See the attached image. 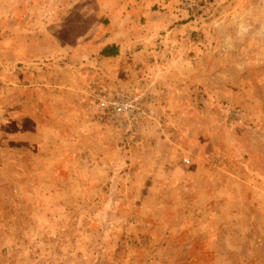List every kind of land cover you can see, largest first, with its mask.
I'll return each mask as SVG.
<instances>
[{"label": "rangeland", "instance_id": "374dc122", "mask_svg": "<svg viewBox=\"0 0 264 264\" xmlns=\"http://www.w3.org/2000/svg\"><path fill=\"white\" fill-rule=\"evenodd\" d=\"M0 264H264V0H0Z\"/></svg>", "mask_w": 264, "mask_h": 264}, {"label": "built area", "instance_id": "2783aa9c", "mask_svg": "<svg viewBox=\"0 0 264 264\" xmlns=\"http://www.w3.org/2000/svg\"><path fill=\"white\" fill-rule=\"evenodd\" d=\"M97 107L105 119L121 129L130 127V121H134V118L140 114L139 108L133 101L123 96L105 97L98 101Z\"/></svg>", "mask_w": 264, "mask_h": 264}, {"label": "crops", "instance_id": "0c3cea01", "mask_svg": "<svg viewBox=\"0 0 264 264\" xmlns=\"http://www.w3.org/2000/svg\"><path fill=\"white\" fill-rule=\"evenodd\" d=\"M111 18H113V17H111ZM110 22H111L110 27H109L110 31H107V32H109V34L104 33L103 35H100V36H99V34L96 35V38H97L96 43L97 44L93 47V52L98 54L100 52V50L102 48H104L105 46L114 45L118 49V56H116L114 58H102L104 60H115V59L119 58V55L122 54V49H124L125 48L124 46H126V43L122 42V40L127 36L126 30L123 28V26L122 27H119V26L114 27L111 20H110ZM100 31H101V29H100ZM78 50L82 51L81 48Z\"/></svg>", "mask_w": 264, "mask_h": 264}, {"label": "trees", "instance_id": "16d2710c", "mask_svg": "<svg viewBox=\"0 0 264 264\" xmlns=\"http://www.w3.org/2000/svg\"><path fill=\"white\" fill-rule=\"evenodd\" d=\"M100 58H114L118 56V49L114 45H107L98 53Z\"/></svg>", "mask_w": 264, "mask_h": 264}]
</instances>
